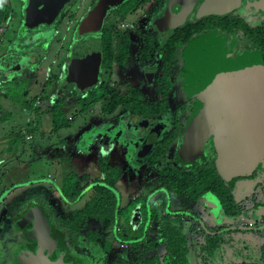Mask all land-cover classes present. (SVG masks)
Masks as SVG:
<instances>
[{
  "label": "flooded vegetation",
  "instance_id": "af4514ba",
  "mask_svg": "<svg viewBox=\"0 0 264 264\" xmlns=\"http://www.w3.org/2000/svg\"><path fill=\"white\" fill-rule=\"evenodd\" d=\"M81 1H63L50 22L37 26L32 23L47 16L45 0L0 2V88L5 91L14 86L18 76L22 85L26 84L25 78L43 76L39 88L37 82L29 84L31 88L21 90L20 97L23 91L28 106L33 100L34 107L47 110L51 125L41 132L42 139L57 138L50 148L46 142L39 155L42 146L31 142L33 132L27 140L23 137L25 128L32 131L38 125L31 119L36 109L32 111L30 105L24 128L13 131L15 137L18 135L16 141L29 142V151L19 153L29 154L28 159L22 163L15 148L11 154L14 156L0 163V174L6 175L4 168L11 160L15 161L12 168L18 171H28V166L37 171L39 163L45 162L43 154L57 157L56 163L50 164L53 169L46 174L47 179L43 177L44 184L24 182V196L19 194L16 201L2 207L6 213L2 226L8 232L12 221L19 239L7 264H23L20 257L29 253L50 260L62 256L63 261L72 264L119 260L122 264H139L154 255L164 258L168 250L163 241L166 233L185 236L190 264H197L191 254L195 248L213 251L200 264H264V145H259L256 160L249 168L235 166L230 171L233 165L226 164L230 159L226 141L231 135L220 114L207 109L208 96L204 93L216 89L208 83L221 74L227 75L228 82L233 78L246 81L253 75L250 70L264 69V0ZM182 16L184 21L180 20ZM36 36L48 38L47 45L32 46ZM54 42L55 58L46 63ZM31 52L34 54L28 63L23 58L18 60L22 63L20 70L7 67L9 56L25 57ZM116 73L121 79H112ZM52 74L58 78L48 85ZM90 76H94V83L81 89L77 83H89ZM71 79L76 84L66 83ZM101 83L102 90L98 88ZM93 87L101 93L113 91L105 95V102L118 94L123 104L104 112L99 100L83 109L90 111L99 105L105 116L93 124H113L111 128L109 124L113 133L104 136L98 150L95 141L87 146L89 149H81L85 150L84 157H97L98 169L91 173L74 151V137H63L61 129L78 114L72 103L82 108L83 98ZM29 91L34 93L31 98ZM9 102L16 108L22 101L10 98ZM56 105L57 112H61L58 116L53 115ZM65 113L73 115L67 117L68 125L54 127V122L63 123ZM137 120L143 121L142 125L136 124ZM125 121L132 125L127 126ZM3 151L1 148L0 154ZM64 156L80 162H74L77 169L70 173H87V188L106 183L100 158L119 172L112 190L120 211L114 218L105 214L103 220L90 212L72 241L64 221L66 217L75 219L87 198L64 194L65 173L60 168ZM175 172L193 177L205 174L203 183L218 188H209L198 197L190 190L174 195L167 190L164 176L174 177ZM18 186L21 184L9 188L17 193ZM223 190L229 191L224 202L218 194ZM5 191L3 187L0 195ZM40 213L49 230L38 240L32 236L35 216Z\"/></svg>",
  "mask_w": 264,
  "mask_h": 264
},
{
  "label": "rangeland",
  "instance_id": "374dc122",
  "mask_svg": "<svg viewBox=\"0 0 264 264\" xmlns=\"http://www.w3.org/2000/svg\"><path fill=\"white\" fill-rule=\"evenodd\" d=\"M81 3H85V1L83 0V1H81ZM184 18L185 17L182 16L180 18V20L184 21ZM3 44H6V41ZM56 46H57V43L54 42L53 43L54 48L52 49V52L49 54V58L47 59L46 63H48L49 61H51L55 58ZM57 78H58V76L56 74H52V76H49L50 80H49L48 85L54 84L56 82ZM78 78H83V76H79ZM92 78H94V76H90L88 78V81H90L89 83H86L85 81L82 80L81 82H79L77 84H79L81 89H86L90 86V84L94 83V82H92V80H93ZM43 79H44V77L41 76L40 74L33 76L32 80L25 78L24 80H25L26 84H23L21 86V89L22 90H26L27 88L29 89V88H31L29 84L32 85V84H37V83H38L37 88H39L41 86V83H43V81H44ZM112 79L113 80L121 79V75L116 73L113 75ZM66 83L73 85V84H76V80L71 79L70 81H68ZM42 85H45V84H42ZM37 88L34 87V89H37ZM19 92H20V90H19ZM19 92H18L17 96L19 95ZM13 94L15 95L14 87H13ZM47 94L51 97V95H52L51 90H49V93H47ZM32 95H34L33 91L32 92L29 91V95H28L29 98H31ZM21 96H22V94H21ZM25 100L28 101L29 100L28 97H26ZM72 104H75L73 107H74V109L76 108L78 114L74 116L75 117V118H73L74 120L70 121V123L67 127H64L61 129V132L64 133L62 136L65 138L74 137V142H73V146L75 148L74 151L76 152V154H80L81 163L86 165L85 170L87 172L90 171L91 173H93L94 171H96L98 169L97 165H96L97 161L95 160L97 157H95V155L91 154L88 158H86V157H84V156H86L85 155L86 153L84 154L82 152L85 150H81V149L82 148L85 149L88 145L90 147V145L94 141H95L94 144L96 143L94 148L97 149L100 146V144L102 145L103 140H104V136H107V134H109V133H111V134L113 133L112 132L113 130L111 132L109 130V124H110V128L113 126V124H111L109 122L105 123V124H103V122L93 124L94 122L100 121L102 119V117L105 116V114L102 113L99 105H96L95 108H93L90 111H85V110L83 111V109L78 104H76L75 101ZM30 105L32 107H30ZM33 105H35V102L32 100V101H29V106H28V104H27V106H23V104L19 103L18 106H16V108L12 107L15 109L13 111L14 116L12 115L14 121L13 120L7 121V123H9V124L3 125L4 127L1 125L0 128L1 129L5 128V130L7 129L10 131L22 130L24 128V125L26 122L25 116L28 113L27 107L28 108L30 107L32 109V111L34 109H36L35 113H33L34 116L31 117V119L38 125L36 126V128H33L31 131V132H33V139L31 140V142L34 144V146H37V147L39 145L42 146L41 149L39 148V155H41L42 154L41 151L44 149L43 145L47 142L46 147L50 148V143H56L57 138H55L53 136H49V137L47 136L44 140L42 139L41 132L43 130H45V131L48 130V128L51 125L49 122L50 120H49L48 112H47V110L43 111L44 109H42L41 107L36 108ZM46 105H48V104H46ZM48 106H50V104ZM69 115H71V113H65L64 116L62 115L61 119L67 118V117H69ZM12 116H10V117L12 118ZM71 116H73V115H71ZM142 123H143V121L137 120L136 124L142 125ZM125 124L127 126L132 125L130 122H126V121H125ZM65 128H67V129H65ZM1 129H0V132L4 133V131H2ZM152 132H153V130H152ZM49 133H51V132L47 131V134H49ZM28 134H29V132H27V130L25 128L23 137L26 139V136ZM11 137L14 138V134ZM256 140L252 139V138H246V137L235 138L234 140H231V141L229 140L228 145L234 146L235 149L240 150L238 152L245 153L246 158H248V160H247L248 163L252 162V164H253L255 158L257 157L255 145L256 144L259 145L264 141V134L259 136V138ZM6 141L10 143V141L8 139ZM7 142H1L0 141V147L7 146ZM59 143H60V141H59ZM15 148L17 149L15 154H18L20 161L22 163L26 159H28L29 154L20 155L23 151L24 152L29 151L30 146H29L28 141H24L23 139H21L20 141H16ZM241 150H243V151H241ZM12 152H14V149L12 150ZM80 152H82V153H80ZM35 154H38L37 150H35ZM97 154H98L97 156H100V153L98 151H97ZM32 155H34V154H32ZM44 155H48V156H44ZM13 156L14 155H9L7 157L12 158ZM15 156H17V155H15ZM7 157L5 156L4 153L3 154L1 153L0 154V163H3L6 159H8ZM66 157L64 156V158L60 161V168H61L63 173H66V172L70 173V171L77 169V167H75V165H74V162L75 163H80V162L76 161V160L75 161L69 160L68 157H67V159H65ZM56 158L57 157H55L53 155L49 156V154H43L42 159H45V160H43L45 162L39 163L40 166L36 165V166H39V167H36L37 171L34 170L33 166H28V168H29L28 171L27 170L26 171H18V172L6 174V175L0 174V192H1V189L3 187L6 188V191L2 195H0V197H1L0 198V201H1V204H0V248H2L1 253L3 254L2 257H0L1 261L6 260L5 259V255H6L5 252L7 251L8 244H11L15 241H19V239L16 238V234L14 233L15 228L13 226H15V225L13 224L12 221L9 222L8 232L5 231L6 239L3 240L4 234H3V226L1 224V221L4 220V216L6 213L2 209V207L4 208V207H6L7 204H10V203H13L14 201H16L17 195L21 194L22 196H24L23 193L25 191V188L22 185V184H24V182L29 180V181H32L33 184H37V185L42 184L44 181L43 177H45L47 179L46 174L50 173L51 169H53L52 165H54L56 163ZM48 159H50V160L53 159V160H51L50 163L49 162L47 163ZM36 164H37V162H36ZM50 164H52V165H50ZM57 164H58V162H57ZM6 168L7 167H5L4 169H6ZM236 168H238V167L236 166ZM39 169H40V171H39ZM78 169H79V167H78ZM40 172H42V173H40ZM15 184H17V185L21 184V186H18V188H17V193L12 192L11 191L12 188H9V187H11V185L13 186ZM5 219H6V217H5ZM107 235H109V234H107ZM109 236H111V235H109ZM108 242H109V240H108ZM12 248L15 249L16 245H14ZM106 249H108V248L106 247ZM114 249H117V245L115 246ZM118 249H119V247H118ZM112 253H113V251H112ZM112 253L110 254V257L113 255ZM3 257H4V260H3ZM131 259H132V257H131Z\"/></svg>",
  "mask_w": 264,
  "mask_h": 264
},
{
  "label": "trees",
  "instance_id": "16d2710c",
  "mask_svg": "<svg viewBox=\"0 0 264 264\" xmlns=\"http://www.w3.org/2000/svg\"><path fill=\"white\" fill-rule=\"evenodd\" d=\"M20 76L14 79V86L5 88V92L12 100H20V92L22 81H20ZM12 82V83H13ZM13 87L15 91V95L13 94ZM98 88L101 90L103 89V84H99ZM112 90H107L105 93H101L97 91L94 87L87 92V95L82 100V109H87L88 107L92 106L94 103L98 102L99 100L102 102V110L104 112L110 111L114 108L115 105L123 104V99L118 95L114 94L112 96V101L105 102V95H110L113 93ZM19 92V95L17 96ZM59 109L58 105L54 109V116H58L61 112H57ZM68 119L65 118L63 123H55L54 127H61L62 125L66 126ZM27 132H31V130L27 129ZM11 137V141L9 143L8 149L13 150L15 149L16 138ZM99 166L101 167V171H103L106 175L105 177V184L97 183L94 187L87 188L88 186V174L84 173L81 175H75L74 173L64 175V182H63V190L64 194L67 196H71L72 198H80L86 196L87 202L85 207H83L79 214H76L75 219H67L64 221L65 227H67L68 237L72 241L75 234L80 231L81 225L86 222L87 217L91 214L99 215L101 220L104 219V215L107 214L111 218H114L115 214L120 211V209H116L117 203L114 197V192L112 188L114 187L115 181L119 178V172L115 168H109L106 165L105 158L99 159ZM228 164V162L226 163ZM250 167V166H249ZM248 167V168H249ZM235 166H232L230 171L234 170ZM229 171V170H228ZM72 174V175H71ZM110 175V176H109ZM205 174L193 176H185L179 172H175V176L171 177L165 175L164 176V184L167 186V190L176 195L181 193L185 190H190L191 195L194 197H198L202 192L211 188L212 190L216 191L218 187L210 186L206 183H203ZM171 181H177L174 185L169 184ZM218 193V192H217ZM221 197L222 201H226L229 198V191L223 190L222 192L218 193ZM79 224V225H78ZM81 224V225H80ZM185 236L179 235H172L171 233H166L163 236V241L166 243L168 250L164 254V258L161 259L159 255H154L149 258V260L139 263V264H190V250L186 246V240L184 239ZM213 251L204 252L200 249H193L191 254L194 255V259L196 260L197 264L203 263L204 259L206 258V254H211ZM108 264H122V260L114 261Z\"/></svg>",
  "mask_w": 264,
  "mask_h": 264
},
{
  "label": "water",
  "instance_id": "95a60500",
  "mask_svg": "<svg viewBox=\"0 0 264 264\" xmlns=\"http://www.w3.org/2000/svg\"><path fill=\"white\" fill-rule=\"evenodd\" d=\"M30 1L32 2L34 0ZM45 1L48 4V10L46 11L47 16L44 19H38L32 23L34 26H37L40 22H50V18L56 13V8L65 0ZM1 8L2 6L0 4V10ZM35 40L36 41L30 43L32 46L45 47L49 39L46 37H37ZM33 54L34 53L31 52L25 57H18L13 54L7 59V67H11L15 71H18L22 67V63H17L18 60L21 62L23 58V62L28 63V60L33 57ZM250 72L253 75L246 81H243L241 78H233V80L228 82L227 75L221 74L220 77L208 83L210 84L208 87H216V89L204 91L206 96H208L207 109L220 114L219 118L222 124L229 135H231L230 141L242 137L256 140L259 136L264 134V69L250 70ZM226 140L228 139H225V141ZM229 140L226 141L228 156L230 158L228 164L231 163L239 169L251 166L252 162L248 163V158H246L245 153L238 152L240 150L235 149L234 146L228 145ZM261 144L264 145V141ZM257 145L258 144L255 145L256 152L260 144ZM226 158L227 157H225V159ZM32 217L33 216H30L29 220H31ZM48 230L49 225L42 214L40 213L38 216H35L33 236H31L40 240ZM10 252H13V250ZM20 258L23 264H72L63 261L62 256H57L55 259L50 260L47 256H41V254L31 255L29 253Z\"/></svg>",
  "mask_w": 264,
  "mask_h": 264
},
{
  "label": "crops",
  "instance_id": "0c3cea01",
  "mask_svg": "<svg viewBox=\"0 0 264 264\" xmlns=\"http://www.w3.org/2000/svg\"><path fill=\"white\" fill-rule=\"evenodd\" d=\"M6 41V40H5ZM4 41V39H3V43L5 42ZM22 90V89H21ZM20 90V91H21ZM22 97H20L21 98V101L22 102H19L20 104H23V106H26L27 104H26V101L23 99V98H25L26 96H25V93L22 91ZM24 95V96H23ZM9 99H10V97L5 93V91H4V89L3 88H0V127H1V125L3 126V125H5V124H9V123H7V121H14V119H13V116H14V113H13V111L15 110L14 108H12L10 105H9ZM22 106V105H21ZM13 115V116H12ZM10 116H12V118L10 117ZM4 127V126H3ZM1 129V128H0ZM2 131H4V133L2 134L1 132H0V141L1 142H7L6 140L8 139L9 141H11V136L13 135V131H10V130H5V128H2L1 129ZM8 146H9V142H7V146H4V147H0V148H4V151H5V156L7 157V156H9V155H11L12 154V151L10 150V149H8ZM3 151V152H4ZM6 151H9V152H6ZM8 159H6L5 161L7 162V161H9L10 160V157H7ZM19 159V158H18ZM14 162L15 161H10V164L7 166V167H9V168H7V169H9L8 171H7V169H5V174H11V173H15V172H18V169H14V168H12L13 167V164H14ZM49 161H47V163H48ZM0 204H1V201H0ZM5 231H7V230H5V228H4V226H3V234H4V239L3 240H5L6 239V233H5ZM14 243V242H13ZM11 243V244H8V246H7V251L5 252L6 253V255H8V258H6V260L5 261H3V263H1V264H7V262H9V261H11V257L13 256V253H15V250H16V248L15 249H13L12 247L14 246V245H16V243ZM2 250V248H0V251ZM11 250H13V252H10Z\"/></svg>",
  "mask_w": 264,
  "mask_h": 264
},
{
  "label": "built area",
  "instance_id": "2783aa9c",
  "mask_svg": "<svg viewBox=\"0 0 264 264\" xmlns=\"http://www.w3.org/2000/svg\"><path fill=\"white\" fill-rule=\"evenodd\" d=\"M2 31V26H0V32Z\"/></svg>",
  "mask_w": 264,
  "mask_h": 264
}]
</instances>
